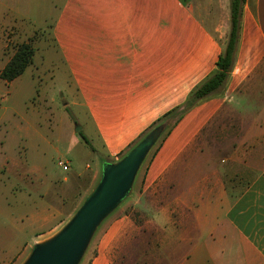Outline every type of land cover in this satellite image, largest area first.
Listing matches in <instances>:
<instances>
[{"label": "crops", "instance_id": "1", "mask_svg": "<svg viewBox=\"0 0 264 264\" xmlns=\"http://www.w3.org/2000/svg\"><path fill=\"white\" fill-rule=\"evenodd\" d=\"M202 1L0 0V17L10 33L50 22L71 99L65 107L74 108L72 120L82 125L100 173L103 161L126 154L216 69L230 31L229 1H221V16ZM4 160L0 231L8 235L3 222H11L15 237L30 235L34 245L59 226L66 189H56L55 206L44 192L29 211L18 210L22 199L11 205L3 183ZM126 201L142 220L131 213L112 218L87 264H121L126 251L130 259H150L158 243L174 264H264V0L243 4L223 88L153 147ZM15 251L2 264L17 261Z\"/></svg>", "mask_w": 264, "mask_h": 264}, {"label": "rangeland", "instance_id": "2", "mask_svg": "<svg viewBox=\"0 0 264 264\" xmlns=\"http://www.w3.org/2000/svg\"><path fill=\"white\" fill-rule=\"evenodd\" d=\"M194 1V6L200 3V0ZM211 1L221 16L223 0L202 2H205L209 9ZM1 19L2 17H0V72L18 45L29 42L34 49L32 63L21 76L11 83L0 79V167L3 159L8 161V166L4 165L3 183L5 188L10 190L11 205L14 197L23 200V204L22 200L18 204V210L23 211H29L39 204L42 200L40 196L44 192H47L45 200L53 199L55 206L56 189H66L61 196L62 205H57L60 210L58 219L60 223L53 232L54 235L70 220L97 184L100 173L95 165H98V162L78 133L74 132L76 127L82 128L80 123L75 124L72 120L71 113L75 111L74 108L65 107L71 99L64 91L60 77L62 66L51 40L50 22L36 20V23L28 25L20 34L18 31L10 33L4 30ZM73 138H78L80 142L75 144ZM152 149L141 165V171ZM60 161H68L72 172H82L86 165L90 167L80 177L70 179L71 172L63 171L58 166ZM23 173L36 178L24 180ZM45 177L48 180L47 186L44 185ZM64 178H67V182H64ZM126 200L97 228L79 264L88 263L100 233L112 218L122 213L135 212L131 206H125ZM3 223L8 235L0 231V264L12 258L17 249L21 252L20 256L11 264H22L33 246L31 236L26 235L22 239H17L12 223L10 222V225L8 221ZM10 240H13V243ZM122 258L121 264H174V261L168 258V254L163 253L159 243L154 245L153 256L150 259H130L129 251H126Z\"/></svg>", "mask_w": 264, "mask_h": 264}, {"label": "water", "instance_id": "3", "mask_svg": "<svg viewBox=\"0 0 264 264\" xmlns=\"http://www.w3.org/2000/svg\"><path fill=\"white\" fill-rule=\"evenodd\" d=\"M80 130L78 126L74 132ZM163 130V125L153 128L117 161H103L97 184L70 220L35 243L22 264H79L97 228L131 194L137 173Z\"/></svg>", "mask_w": 264, "mask_h": 264}, {"label": "trees", "instance_id": "4", "mask_svg": "<svg viewBox=\"0 0 264 264\" xmlns=\"http://www.w3.org/2000/svg\"><path fill=\"white\" fill-rule=\"evenodd\" d=\"M245 0H229L230 9V31L228 39L223 52L221 53L217 63L216 69L211 72L201 83H199L187 96L185 102L181 107H177L165 115H163L159 120L151 125V127L145 132L143 137L153 128L163 125L164 130L161 133L156 144L163 139L174 124L192 107L207 99L213 95H216L224 86L228 79L229 73L233 66V58L235 52V45L238 37L239 30V20L242 12V7ZM34 49L31 43H22L17 46L15 52L8 63L4 66L0 72V79L6 83H11L16 78L21 76L24 71L31 65L33 59ZM81 140L91 148L89 141L82 134L78 132ZM141 137V139L143 138ZM140 140V139H139ZM138 142V141H137ZM136 142V143H137ZM135 143V144H136ZM131 145L128 151L135 145ZM155 144V145H156ZM92 149V148H91ZM122 153L118 156L120 159L124 156ZM128 213V212H127ZM134 219H137L139 214L137 212L131 213Z\"/></svg>", "mask_w": 264, "mask_h": 264}, {"label": "built area", "instance_id": "5", "mask_svg": "<svg viewBox=\"0 0 264 264\" xmlns=\"http://www.w3.org/2000/svg\"><path fill=\"white\" fill-rule=\"evenodd\" d=\"M58 166L63 170V171H68L69 170V165L67 162H58Z\"/></svg>", "mask_w": 264, "mask_h": 264}]
</instances>
